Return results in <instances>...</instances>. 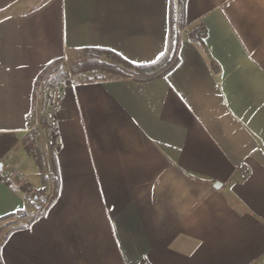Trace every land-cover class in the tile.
<instances>
[{"label":"crops","instance_id":"obj_1","mask_svg":"<svg viewBox=\"0 0 264 264\" xmlns=\"http://www.w3.org/2000/svg\"><path fill=\"white\" fill-rule=\"evenodd\" d=\"M168 10L0 0V177L44 180L23 131L44 68L84 47L154 62ZM178 17L165 72L60 81L53 202L27 224L40 202L0 181V219L24 212L5 220L3 264H264V0H185Z\"/></svg>","mask_w":264,"mask_h":264},{"label":"built area","instance_id":"obj_2","mask_svg":"<svg viewBox=\"0 0 264 264\" xmlns=\"http://www.w3.org/2000/svg\"><path fill=\"white\" fill-rule=\"evenodd\" d=\"M61 62L65 74L64 79L80 82L79 74L70 70L64 58ZM52 76L44 74L37 79L23 129L28 153L37 163L45 162L43 166L44 180L36 186L19 174L0 177L1 183L16 182L26 193L34 194L39 201L47 199L50 185L54 181V175L51 173L50 167L46 165L47 159L56 154L61 147L58 113L62 106L64 93L62 84L52 85L50 83ZM248 174V166L242 165L238 169V178L241 181Z\"/></svg>","mask_w":264,"mask_h":264},{"label":"trees","instance_id":"obj_3","mask_svg":"<svg viewBox=\"0 0 264 264\" xmlns=\"http://www.w3.org/2000/svg\"><path fill=\"white\" fill-rule=\"evenodd\" d=\"M185 0H169V10H168V35H167V44L166 50L161 57H159L156 61L148 63V64H133L118 53L103 47H84L79 50V57L71 65L70 70L74 73L80 74V76L84 75L89 79H113L120 77H136V78H147L157 76L160 73L165 72L171 66V63L174 58V53L176 51L177 42H178V12L184 6ZM204 36V32L197 35L199 41H202V37ZM62 59H56L51 62L43 71L39 74L38 79L47 74L48 76H52L50 83L52 85H57L60 81L65 77L63 73V67L61 64ZM52 158V156H51ZM53 160V159H52ZM51 173L54 175V163L52 162V171ZM45 178V176H44ZM43 181V180H42ZM55 181V175H54ZM27 198L35 197L34 194L27 193ZM36 198V197H35ZM36 200H38L36 198ZM39 201V200H38ZM40 205L37 210V213L32 215V217L28 220V223H31L37 217L41 216L48 207L52 204L53 200L45 199L39 201ZM24 215V212L18 211L9 216H5L0 219L4 221L11 217H17ZM0 264H3L0 257Z\"/></svg>","mask_w":264,"mask_h":264},{"label":"rangeland","instance_id":"obj_4","mask_svg":"<svg viewBox=\"0 0 264 264\" xmlns=\"http://www.w3.org/2000/svg\"><path fill=\"white\" fill-rule=\"evenodd\" d=\"M64 59H65L66 63L68 64V66L71 68V65L74 64V63H71L70 61H68L67 58H64ZM61 64H62V62H61ZM5 222H6L5 220L0 222V236L2 234L1 231H2V229L4 227V225H5Z\"/></svg>","mask_w":264,"mask_h":264}]
</instances>
